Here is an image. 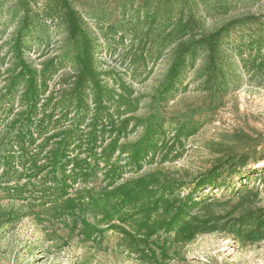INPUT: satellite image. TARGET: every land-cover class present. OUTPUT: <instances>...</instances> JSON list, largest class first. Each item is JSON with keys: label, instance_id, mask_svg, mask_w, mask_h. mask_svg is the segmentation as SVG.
<instances>
[{"label": "trees", "instance_id": "obj_1", "mask_svg": "<svg viewBox=\"0 0 264 264\" xmlns=\"http://www.w3.org/2000/svg\"><path fill=\"white\" fill-rule=\"evenodd\" d=\"M17 2L19 26L7 50L0 53V146L4 145L0 183L9 194L27 202L24 209L7 210L8 219L32 216L41 227L56 223L60 227L53 231L55 237L66 228L85 242L113 230L120 235L126 254L141 264L167 263L175 244L200 233L233 229L238 233L251 223L247 234L262 235L264 209L249 207L250 202L239 196L232 212L216 213L212 209L218 203L216 194L203 193L209 188L230 190L234 179L243 178L247 164L241 154L230 163L218 159L187 179L154 172L124 179L128 172L140 170L148 156L173 143L167 131L180 142L196 131L197 121L134 115L129 86L116 80L108 84L106 74L97 68L98 45L82 11L71 0ZM135 2L136 14L128 18L123 14V20L110 28L121 38L126 33L130 36L133 61L147 63L166 49L169 65L159 91L163 104L173 99L196 61H201L197 74L204 77L205 85L215 79L218 63L228 59L224 44L231 32L264 23V14L241 16L205 32L198 13L217 14L228 4L222 0L211 5L206 0H129V9ZM37 16L64 26L72 46L70 56H52L36 64L26 55L25 35ZM152 42L159 45L156 50ZM253 42L257 47L251 49L264 50L263 36L246 40ZM239 43L245 46L242 38ZM239 58L243 60L241 52ZM166 121L171 129L165 127ZM138 128L140 135L130 140ZM225 196L228 203L232 196Z\"/></svg>", "mask_w": 264, "mask_h": 264}, {"label": "rangeland", "instance_id": "obj_2", "mask_svg": "<svg viewBox=\"0 0 264 264\" xmlns=\"http://www.w3.org/2000/svg\"><path fill=\"white\" fill-rule=\"evenodd\" d=\"M71 1L90 26L98 45L96 66L106 74L105 81L112 84V80H116L129 86L134 115L177 116L184 121L194 119L198 124L196 131L180 142L172 139V133L167 131V138L173 143L148 156L140 170L128 172L124 179L153 172L187 179L210 168L218 159L230 163L241 154L247 164L243 178L234 179L230 190L209 188L203 193L216 194L218 203L212 206L216 213L232 212L239 196L250 202V206L245 203L246 206L263 210L264 50L257 53L250 48L257 47L255 43L248 44L246 40L264 37V23L245 25L231 32L224 44L228 59L218 63L215 79L212 77L205 85L204 77L199 76L200 72L197 74L201 61H196L184 82L177 86L173 99L163 104L159 101V91L169 65L166 49L147 63L133 61L130 36L126 33L121 38L120 33L115 34L110 28L116 20H123V14L125 18L134 16L137 2L129 9V0ZM206 1L209 5L215 2ZM222 1L229 8L212 15H207L205 10L198 13L205 32L217 29L232 18L264 14V0ZM123 6L128 9L126 12ZM20 15L17 0H0V53L7 50L19 26ZM241 38L245 46L239 43ZM25 44L26 55L36 64L48 57L72 54L64 26L42 16L33 21L25 35ZM151 46L153 50L159 47L155 42ZM165 127L171 129L167 121ZM140 133L141 128L136 129L129 139H136ZM3 148L4 145L0 146V151ZM9 180L12 182V178ZM242 184L247 187L236 196ZM249 188L255 190L246 194ZM222 195L232 196L231 200L226 203L228 196ZM26 202L9 194L6 185L0 183V264H141L126 254L120 235L113 230H105L98 239L85 242L76 232L69 234L66 228L59 230L55 237L53 231L60 227L56 223H45L41 227L32 216L18 221L7 218V210L24 209ZM252 227L250 223L238 233L233 229L197 234L188 242L175 244L176 251L165 264H264V227L261 236L255 232L248 235Z\"/></svg>", "mask_w": 264, "mask_h": 264}]
</instances>
